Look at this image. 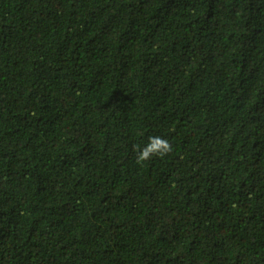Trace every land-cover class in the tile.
Wrapping results in <instances>:
<instances>
[{"label": "trees", "instance_id": "16d2710c", "mask_svg": "<svg viewBox=\"0 0 264 264\" xmlns=\"http://www.w3.org/2000/svg\"><path fill=\"white\" fill-rule=\"evenodd\" d=\"M0 264H264V0H0Z\"/></svg>", "mask_w": 264, "mask_h": 264}, {"label": "clouds", "instance_id": "9594fccd", "mask_svg": "<svg viewBox=\"0 0 264 264\" xmlns=\"http://www.w3.org/2000/svg\"><path fill=\"white\" fill-rule=\"evenodd\" d=\"M136 151L138 152L137 163H143L155 155L161 157L167 155L172 151V145L161 136H150L148 143L142 149L137 147Z\"/></svg>", "mask_w": 264, "mask_h": 264}]
</instances>
